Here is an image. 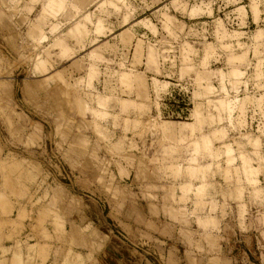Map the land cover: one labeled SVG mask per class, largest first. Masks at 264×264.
<instances>
[{"label":"rangeland","instance_id":"1","mask_svg":"<svg viewBox=\"0 0 264 264\" xmlns=\"http://www.w3.org/2000/svg\"><path fill=\"white\" fill-rule=\"evenodd\" d=\"M262 38L264 0H0V264L264 255Z\"/></svg>","mask_w":264,"mask_h":264},{"label":"crops","instance_id":"2","mask_svg":"<svg viewBox=\"0 0 264 264\" xmlns=\"http://www.w3.org/2000/svg\"><path fill=\"white\" fill-rule=\"evenodd\" d=\"M245 7H243V6H240V7H237V11H239V14H240V16H241V19L239 20V25H240V21L243 23V25H245L246 24V20H247V11L244 9ZM194 10V9H193ZM192 11V10H191ZM249 15H250V19H251V22H252V24L255 26V22H254V18H253V14H251V13H249ZM255 28H256V26H255ZM260 31H262V29H260ZM254 32H255V35H257V29L256 30H254ZM233 33H243V32H237V31H233ZM262 39H264V38H262ZM262 39H260V40H262ZM231 45V44H230ZM236 45H238V46H240V44L239 43H237ZM228 45L226 44L225 45V47H227ZM237 46V47H238ZM187 63H186V68H188L189 69V65H190V63L188 62V61H186ZM191 63H192V61H191ZM185 67V66H184ZM243 70V71H242ZM239 72H240V76H244L245 74H246V69H239L238 70ZM181 77V76H180ZM179 77V78H180ZM242 78L243 77H240V79L238 78L237 80V82L239 83L238 85L240 86V83H242ZM182 79H186V77L185 78H182ZM188 79H191V78H188ZM192 80V79H191ZM244 83V82H243ZM239 86H238V88H239ZM203 87V86H202ZM241 87V86H240ZM238 88H237V90H236V92L238 91ZM214 90H215V88H213ZM239 89H241V88H239ZM236 101H238V100H236ZM244 239H243V243H244V245L245 246H243L242 247V249H241V252L239 253V251H238V249H236V246H237V242H235V244H234V247H235V253H234V255H236V257H238V258H240L241 260H242V263L241 264H252L249 260H250V257L252 256H256V255H258V257L260 258V259H264V255H262L260 252H258L257 253V247H255V245L253 244V243H251L250 244V242H251V240H250V237H246V236H244L243 237ZM240 246H238V248H239ZM222 249V248H221ZM1 252V251H0ZM236 252H238V253H236ZM250 255V256H249Z\"/></svg>","mask_w":264,"mask_h":264},{"label":"trees","instance_id":"3","mask_svg":"<svg viewBox=\"0 0 264 264\" xmlns=\"http://www.w3.org/2000/svg\"><path fill=\"white\" fill-rule=\"evenodd\" d=\"M170 105L173 107V109L177 110L180 109V104H175L174 102H170ZM181 111V110H178Z\"/></svg>","mask_w":264,"mask_h":264}]
</instances>
